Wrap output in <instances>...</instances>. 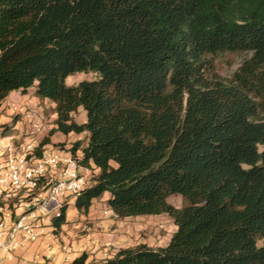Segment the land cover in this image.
I'll return each mask as SVG.
<instances>
[{"label": "trees", "instance_id": "16d2710c", "mask_svg": "<svg viewBox=\"0 0 264 264\" xmlns=\"http://www.w3.org/2000/svg\"><path fill=\"white\" fill-rule=\"evenodd\" d=\"M238 52L228 83L211 73L208 56ZM75 73L96 79L65 86ZM30 88L56 115L40 147L86 134L69 149L97 172L78 213L107 193L117 218L175 227L99 264H264V0H0V103Z\"/></svg>", "mask_w": 264, "mask_h": 264}, {"label": "built area", "instance_id": "2783aa9c", "mask_svg": "<svg viewBox=\"0 0 264 264\" xmlns=\"http://www.w3.org/2000/svg\"><path fill=\"white\" fill-rule=\"evenodd\" d=\"M0 109L10 112L12 122L0 125V264H5L17 249L40 239L44 219L58 217L90 185V170L68 149L40 147L49 125L39 107L6 99Z\"/></svg>", "mask_w": 264, "mask_h": 264}, {"label": "crops", "instance_id": "0c3cea01", "mask_svg": "<svg viewBox=\"0 0 264 264\" xmlns=\"http://www.w3.org/2000/svg\"><path fill=\"white\" fill-rule=\"evenodd\" d=\"M18 93L19 96H16ZM13 98H17L18 102L29 106H34L39 102H48L54 109V105L50 101H41L34 95L31 97L26 93L12 92L4 100ZM9 114L8 110L0 109V125L10 126L12 124ZM54 116H56L55 113ZM77 136L74 134L64 136L55 133L49 138L50 144L45 147L54 148V144L60 142L66 144L65 149L67 150L68 144ZM75 155L81 158L79 150ZM90 171L94 175L97 173L95 170ZM108 197V194L105 193L100 199L94 200L87 214L78 213L73 206L74 200H72L66 206V223L61 226L57 234H53L51 223L46 225L43 222V234L40 239L17 249L13 258L5 264H68L82 253L87 255L85 264H99L112 257L119 249L144 244L142 235L147 228L143 224L136 223L145 221V218L164 215L116 219L113 214H104L108 210L106 205ZM134 222L135 224H133Z\"/></svg>", "mask_w": 264, "mask_h": 264}, {"label": "rangeland", "instance_id": "374dc122", "mask_svg": "<svg viewBox=\"0 0 264 264\" xmlns=\"http://www.w3.org/2000/svg\"><path fill=\"white\" fill-rule=\"evenodd\" d=\"M251 53L248 52H238V53H223L213 56H208L206 58L207 66L211 73L217 75L224 83H228L233 75L237 72L239 67L250 58ZM96 79V75L92 73H75L70 75L64 79V84L67 87L76 86L81 81H91ZM27 95L33 97L34 89L30 88L28 91L25 92ZM19 96V93L16 95ZM14 101L17 102V98H13ZM31 107H39L41 109L42 114L48 121L49 131L52 129V125L54 124V120L56 116H54V110L51 108L48 102H39ZM73 119L75 122L83 123L85 121V113L81 108H78L76 113L73 114ZM6 126V125H5ZM49 131L47 132V136L49 137ZM44 137V138H46ZM60 137V136H58ZM43 138V139H44ZM86 143V135L84 133L79 134L77 137L74 138L68 145V150L74 144H79L81 146L85 145ZM65 143H55L54 148L65 149ZM93 176L92 172L88 173V179ZM167 203L175 208H182L187 205V201L179 195H171L167 198ZM116 217V216H115ZM147 217V216H145ZM116 219H119L116 217ZM145 221L137 222L136 224H143L147 229H145L144 235L142 238L144 239L145 243L148 244L150 247H163L165 246L171 235L175 231V227L171 221V219L164 215L162 217H153V218H145ZM44 224L49 225L50 219H44ZM135 222L133 224H135ZM88 264V263H87Z\"/></svg>", "mask_w": 264, "mask_h": 264}]
</instances>
